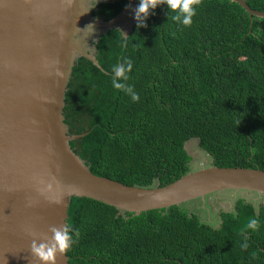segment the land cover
Instances as JSON below:
<instances>
[{"label":"trees","instance_id":"obj_1","mask_svg":"<svg viewBox=\"0 0 264 264\" xmlns=\"http://www.w3.org/2000/svg\"><path fill=\"white\" fill-rule=\"evenodd\" d=\"M263 11L264 0H245ZM139 0H107L105 20ZM190 26L163 3L127 35L112 27L95 42L100 67L83 56L63 108L71 148L93 174L162 186L192 170L182 137H195L211 164L264 170V17L231 0H199ZM132 64L112 84L113 66ZM67 225L79 235L67 264H264V206L237 199L216 226L182 204L139 214L89 197L71 198ZM255 219V227H247ZM246 240L247 247H241Z\"/></svg>","mask_w":264,"mask_h":264},{"label":"water","instance_id":"obj_2","mask_svg":"<svg viewBox=\"0 0 264 264\" xmlns=\"http://www.w3.org/2000/svg\"><path fill=\"white\" fill-rule=\"evenodd\" d=\"M101 1L107 0L93 6ZM231 1L264 17L245 0ZM89 2L0 0V264H45L31 244L50 243L51 227L67 225L73 196L139 214L220 190L264 194L259 168L211 164L162 186L128 185L90 171L70 146L79 135L64 122L65 92L78 57L100 67L91 49L128 7L105 20ZM67 262L57 252L54 264Z\"/></svg>","mask_w":264,"mask_h":264},{"label":"clouds","instance_id":"obj_3","mask_svg":"<svg viewBox=\"0 0 264 264\" xmlns=\"http://www.w3.org/2000/svg\"><path fill=\"white\" fill-rule=\"evenodd\" d=\"M198 2L199 0H139L134 12V19L137 21L136 27L140 28L141 26H145V19L149 15L150 10L155 9L160 3L165 4L168 10L173 12L172 19L175 20L178 25L190 26L192 23V17L196 12L195 5ZM129 6L130 5H125V7ZM125 65L127 66V69H131L132 67L131 61L127 57L124 58L123 64L113 66L112 84L115 88L122 89L125 93L129 94L131 99L135 101L139 96L133 91V87L118 82V78L123 77L125 80L127 79V76L125 75ZM59 202L60 201H56V203ZM256 224L257 221L252 219L249 221L247 227L252 228L255 227ZM51 231L52 240L50 243H36L33 241L31 244V250L34 256L40 261L45 262V264H48V262L54 264L57 252H65L74 242V239L79 235L78 230H70V226L66 224L60 228L52 226ZM247 246L245 240L241 247L246 248Z\"/></svg>","mask_w":264,"mask_h":264},{"label":"rangeland","instance_id":"obj_4","mask_svg":"<svg viewBox=\"0 0 264 264\" xmlns=\"http://www.w3.org/2000/svg\"><path fill=\"white\" fill-rule=\"evenodd\" d=\"M97 0H90V5L95 8L93 4ZM129 6L124 14V18L115 22V26L122 32L126 33L133 23L134 12L138 3ZM93 14V13H92ZM94 15V14H93ZM96 27H91V30H96ZM95 54V49H91ZM182 146L186 149L188 154L191 156L190 164L192 169L202 168L211 165L210 156L200 147L199 140L195 137H182ZM157 173H154L150 177V185H156ZM237 199H243L245 201L253 202L256 207L264 206V194H258L251 190H220L205 195L204 197H198L189 201L183 202L182 205L188 211L196 213L198 218L203 222L216 226L220 223V214L223 211L232 210L234 203Z\"/></svg>","mask_w":264,"mask_h":264},{"label":"flooded vegetation","instance_id":"obj_5","mask_svg":"<svg viewBox=\"0 0 264 264\" xmlns=\"http://www.w3.org/2000/svg\"><path fill=\"white\" fill-rule=\"evenodd\" d=\"M130 29H131V28H130ZM130 29H129V30H130Z\"/></svg>","mask_w":264,"mask_h":264},{"label":"crops","instance_id":"obj_6","mask_svg":"<svg viewBox=\"0 0 264 264\" xmlns=\"http://www.w3.org/2000/svg\"><path fill=\"white\" fill-rule=\"evenodd\" d=\"M134 5V4H133Z\"/></svg>","mask_w":264,"mask_h":264}]
</instances>
